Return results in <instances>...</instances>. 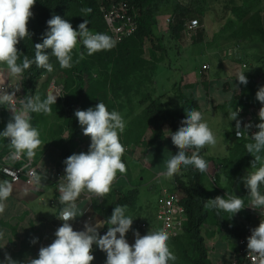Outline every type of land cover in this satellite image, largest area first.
I'll list each match as a JSON object with an SVG mask.
<instances>
[{"label": "rangeland", "instance_id": "obj_1", "mask_svg": "<svg viewBox=\"0 0 264 264\" xmlns=\"http://www.w3.org/2000/svg\"><path fill=\"white\" fill-rule=\"evenodd\" d=\"M103 1L106 0L96 1L97 5L90 18L89 15L85 16L81 13L80 9L86 6L82 0H79L70 6L65 20L78 30L79 24L86 19L90 31L112 36L101 15L100 4ZM138 3V9L134 14L140 25H146L145 31L150 32V36L138 33L129 40L117 42L116 46L109 51H100L91 56L87 55L84 46L78 43L73 53L71 69H61L55 57H51L50 62L54 66V71L43 72L31 95H39L41 100L49 94L58 96L56 105L51 106L50 115L32 114L31 123L40 132L42 141L40 147L45 148L48 156V159L41 163V167L44 170L51 162L50 158H57L59 155V159L61 158L64 144L71 134L66 122V100L76 97L81 88L83 99L76 110H87L103 102L109 111H118L126 122L125 131L120 134V140L126 149L122 161L127 171L126 174L117 173L115 184L118 190L138 186L146 190V187L151 184L149 191L154 199L158 189L164 185L165 188L159 189V197L162 199L164 189H177L174 176L168 178L161 173L166 170L164 161L172 155L173 143L168 139L171 138L170 136L166 137V134H169L167 130L172 131L171 122L174 118L179 127L185 118L182 119L179 116L183 111L178 94L183 92L190 97L201 98L203 104L208 105L209 109L220 108L219 111L225 116L223 127L228 130L227 136L233 142V149L228 150L226 154L216 157L207 156L209 168L203 176L205 192L210 199L216 196L227 198L235 194L244 199L246 208L242 210V213L260 214L259 211L249 208L248 189L245 188L242 180L247 172L251 171V162L254 157L247 153L246 143L235 139L234 131H231L230 113L238 109L240 113L248 108L264 107L256 99V93L261 86H264V83L253 78L251 73V68L255 65H259L264 72V0H139ZM180 11H187L188 19L200 20L199 32H202L204 36L202 42H197L195 38L191 41L187 40L183 28L172 34L170 24L174 15ZM29 31L33 32L31 26ZM236 46L243 51L244 58L225 59L226 62H222L221 57L228 52L231 53ZM80 52L84 53V58L76 63ZM208 59L210 69L205 70L202 66ZM244 63L248 64V67H244ZM217 67L221 69L217 70ZM5 68L6 66L0 65V69ZM215 71L217 73L213 77L212 73ZM218 72H221L220 75H217ZM241 72H245L248 78L247 85H242L237 80ZM3 73L6 83L14 87L16 82L8 76L6 70ZM53 83L63 87L62 94L52 90ZM217 83H222L223 87ZM219 87H222L223 90L220 93L227 101L215 107L210 93L212 89ZM21 88L28 91L24 81ZM155 113L159 114L162 122L165 135L162 141L154 137ZM11 117L12 112L0 106V132L5 129ZM208 125L215 136L219 137L221 126L214 121H209ZM77 128L81 129L79 133L83 134L81 126ZM85 142L89 146L90 137H87ZM10 152L8 140L0 137V176L3 179L1 168L6 164L15 165L11 159L3 160L5 156L10 155ZM261 155L264 156V153ZM146 158L155 164V168L151 171L144 164ZM193 167L181 166L177 175L188 181ZM172 183L175 187L171 186ZM177 190L184 196L183 191ZM260 191L264 194V185L261 186ZM221 212L225 218L224 224L229 225L230 222L227 219L229 213ZM86 213H88L87 209ZM260 215H264V212ZM0 217L2 219V215ZM135 219L138 220L137 215ZM151 220V216L150 220L146 218L149 228L142 229L143 231L148 233L158 230L157 222L153 223L154 219ZM141 221L144 220L140 219L139 222ZM25 223L26 221L22 218L12 219L14 229L8 230L4 222L0 221V230L5 232L4 239L0 240V264L4 261L5 253L9 254L6 250L10 246L8 237L13 236V230L17 235H22L26 228ZM204 224L205 227H208V224L219 225L214 210H208V217ZM249 227L253 226L246 225L243 230ZM221 230H223L222 238L228 239L225 227ZM117 237L119 238V234ZM206 240V245H211L209 237L205 239V242ZM168 243L177 257L174 264H195L196 254L189 234L182 232L170 238ZM103 257L106 261L104 252Z\"/></svg>", "mask_w": 264, "mask_h": 264}, {"label": "clouds", "instance_id": "obj_2", "mask_svg": "<svg viewBox=\"0 0 264 264\" xmlns=\"http://www.w3.org/2000/svg\"><path fill=\"white\" fill-rule=\"evenodd\" d=\"M36 0H0V73L7 71L8 76L15 81L12 90L0 87V106L12 112V117L5 129L0 132V137L9 142L11 149L10 159L18 161L23 157L32 160L42 141L38 128L33 127L31 120L33 113L50 115L52 105H56V95L49 94L43 100L39 95L17 99L24 81V73L33 64L45 69L48 73L54 71L50 56L55 57L61 69L73 67V53L78 43L82 44L91 56L100 51L113 49L117 40L106 33H94L89 30L88 21L85 19L79 24L78 30L72 24L53 15L46 23L48 29L42 34V43H36L34 59L23 55L17 45L26 38H30L28 24L34 13L32 11ZM85 16L91 13V8H81ZM50 49V52L46 50ZM84 58V53H79V59ZM18 61H20L18 63ZM241 72L237 80L242 85H247L248 78ZM236 87V86H235ZM256 99L264 105V86H261ZM17 104L19 107H17ZM239 109L230 113V119L236 120V135L240 139L247 135V130L253 125L245 124L241 129V122L237 119ZM186 116L181 121V126L175 132L168 129V136L178 148V152L164 161L165 171L161 175L171 178L179 173L181 166H194L199 172L208 171V162L200 155V150L205 146L215 147L217 138L204 120L201 111L196 109L185 110ZM260 123L255 127L251 140L245 145L247 153L254 159L251 162V171L247 172L242 180L250 206L254 210L264 212V194L261 186L264 185V107L258 113ZM75 117L82 128L83 134L90 137L91 143L87 152L74 153L64 161L65 169L62 176L63 183H59V203L63 205L57 219L62 225L55 231V239L47 246L39 249L38 258L29 259L27 264H92L95 259L93 245L106 253L105 264H174L177 257L169 247V233L165 230L149 231L141 236L139 231H133L134 244H129L126 233L132 230L134 219L126 215L127 205L114 207L111 216L104 223L93 224L86 222L84 230H74L72 223L84 212L78 207L76 201L83 192L92 194L98 199H103L112 190V185L117 178V173L126 174V165L122 156L126 149L121 143L120 134L125 131L126 122L122 115L116 111H109L103 102L87 110H76ZM167 136V137H168ZM248 136V135H247ZM192 149L191 155L188 150ZM259 165V167H257ZM37 183L41 177L33 174ZM46 179V176L44 177ZM13 183L9 180L0 181V215L7 207V200L12 195ZM205 209L216 210L230 214L232 218L245 207L244 199L233 194L216 196L206 200ZM107 225V232L100 235L98 229ZM119 234V238L117 237ZM5 237V232L0 230V240ZM38 238H33L31 243H37ZM248 254L252 255L257 264H264V218L258 227L251 230L247 238ZM2 264H18L10 254L5 253Z\"/></svg>", "mask_w": 264, "mask_h": 264}, {"label": "crops", "instance_id": "obj_3", "mask_svg": "<svg viewBox=\"0 0 264 264\" xmlns=\"http://www.w3.org/2000/svg\"><path fill=\"white\" fill-rule=\"evenodd\" d=\"M204 38V36H203ZM245 55V54H244ZM225 56L221 57L222 62L225 61ZM228 60V59H226ZM209 62V59L206 63ZM248 67V64L247 66ZM221 69V67H217V70ZM216 70V71H217ZM213 72V77L217 72ZM223 74V71H221ZM221 72H218L217 75H220ZM251 73L253 78L264 83V72L259 65H255L251 68ZM251 79V78H250ZM218 84V83H217ZM222 86V83L218 84ZM222 87L212 89L211 99L214 100L215 107L219 106V104L223 103L224 97L221 95ZM202 97V94H201ZM202 111L204 120L209 124V121H214L221 126L220 136L217 137V144L215 147L210 148V146H205L203 148L204 154L206 156H222L226 154L228 150H232V140H230L227 136V129L223 127L224 123V114L219 111L220 108L211 109L208 108V105L203 104L201 98L198 99ZM235 126V120H232L231 131H233ZM224 128V129H223ZM227 128V127H226ZM168 134H166L167 137ZM87 136H83L81 132L78 134L77 140L71 144H69V155L74 153L78 154L80 152H87L89 146L86 144ZM171 140V138H168ZM163 140V139H162ZM161 140V141H162ZM218 140L222 142L219 143ZM160 142V141H158ZM172 142V140H171ZM173 146V145H172ZM45 148L40 147L36 150L35 162L38 170L37 176L41 177V182L37 183L36 181L31 185H26L24 182H12L13 183V192L12 195L8 198L6 204L7 207L5 212L2 215V219L0 221L4 222L5 227L8 230H11L14 226H12V219L22 218L25 223V231L22 235H17L13 230V236L8 237V244L10 245L6 250H8L9 254L13 258V260H17L18 264H27L29 259L38 258L39 249L42 246L49 245L55 239V231L58 227L62 225V221L57 219L56 215L59 214V209L61 210L63 205L59 203V183H63L62 176L65 174L64 169L65 165L59 159L53 158L51 162L46 166V168L41 167V163L45 162L48 159V156L45 153ZM172 150V147H171ZM62 154V152H61ZM146 167L151 171L154 169L155 164L145 159ZM40 165V167H39ZM13 166H19L16 163ZM46 176V179L44 177ZM159 176V175H158ZM0 176V181H3ZM157 181V179H154ZM148 185V184H147ZM174 184L172 183L171 186ZM140 193L137 199L135 206L127 207L126 215L131 216L134 221L132 225V230L126 233V239L129 244H134L135 237L133 235V231H139L141 236L146 235L147 231H143L141 228V220H150V216L153 223H155V215L157 213L158 207L161 204L162 199L159 197V189L165 188L162 185L153 199V194L149 191L151 184L146 187L138 186ZM175 187V186H173ZM133 187H129L127 190H118L115 182L112 185L111 192L106 195L103 199H98L90 193L86 191L83 192L80 197L77 199L76 203L78 207L84 212L83 216L77 217L75 221H73L72 226L74 230L81 231L84 230V224L86 222H91L93 224H101L106 220V212L109 204L116 198V192H126ZM117 189V191H116ZM165 190V189H164ZM86 209L88 213H86ZM221 212V211H220ZM138 216V220L135 219V216ZM153 215V216H152ZM222 218L223 213L221 212ZM1 218V217H0ZM12 218V219H11ZM264 218V215L256 214V215H248L246 213H242V210L235 214L232 218H230V214H228V220L230 224H236L239 228L243 229L246 225L258 227L261 219ZM225 218H223L224 220ZM151 220V221H152ZM221 226V227H219ZM14 229V228H13ZM224 229L223 225H213L208 224V227H205V224L202 227V234L205 239L209 237L210 244H207L209 248V259L212 264H234L235 260L238 258V240L230 237L228 239L222 238V231ZM105 230V231H104ZM99 232H104L102 235L106 234L107 228L106 225L98 229ZM33 238H38L37 243L32 244L31 241ZM207 243V240H206ZM95 259L92 261V264H105V260L103 257V252L98 250L94 253ZM96 262V263H95Z\"/></svg>", "mask_w": 264, "mask_h": 264}, {"label": "trees", "instance_id": "obj_4", "mask_svg": "<svg viewBox=\"0 0 264 264\" xmlns=\"http://www.w3.org/2000/svg\"><path fill=\"white\" fill-rule=\"evenodd\" d=\"M79 0H36V4L33 7L32 11L34 13L33 18L30 19L28 28L31 26L33 32L31 39L26 38L24 41L22 40L18 45V49L22 52L21 60L23 55H27L30 59H34L35 56V44L42 43L41 36L45 33L48 29L47 21L52 18L53 15H59L61 18L65 19L67 12L70 9V6ZM83 3L87 8H91L92 11L89 13V17L93 16L94 8L97 5V0H82ZM139 0H125L131 7H133L134 11H136ZM101 13V12H100ZM103 17V14H101ZM189 17V13L187 11H180L176 13L173 17V20L170 24V30L172 34L176 33V31H180L182 28L185 30V26ZM91 18V17H90ZM137 19V18H136ZM105 23V22H104ZM138 28L137 31L130 37L126 38L124 41L129 40L130 38L134 37L138 33L146 34L150 36L151 33L145 31L146 25L139 24L137 19ZM106 25V24H105ZM197 42H202L204 40L203 33L198 32L197 36L195 37ZM123 42V41H122ZM153 43V39H152ZM50 52V49L46 50ZM51 60V56H50ZM20 61H18L19 63ZM45 69L36 67L35 64L31 66L30 69L26 70L24 73V86L26 90V95L31 96L36 87V83L40 76L43 74ZM178 97L181 101L182 111L179 116L183 119L186 115L185 110L188 109H196L198 111H202L201 105L198 99L194 97H190L183 92L178 94ZM83 99L81 88L78 90V94L76 97L67 99L66 100V117H67V126L71 132L66 140L62 154H61V161L63 162L69 155V144L75 142L77 140V136L81 129H78L79 122L75 117L76 107L80 104L81 100ZM155 119V130H154V137L155 139L162 140L164 139V131L162 128V122L160 121V116L158 113L154 114ZM176 118H174L171 122L172 132L178 130L179 126L177 124ZM234 135V134H233ZM240 142L249 143L252 142L247 139H239L236 138ZM192 149L188 150L187 154L191 155ZM178 152V148L173 144L172 146V155ZM200 155L208 162L209 159L204 154L203 149L200 150ZM206 172L201 173L195 167L191 170V175L188 181L182 179L181 176L175 174L174 178L177 183L176 188L183 191L184 196L182 198V203L186 207L187 210V221L184 226V232L189 234L191 239L193 240V247L196 254L195 264H212L209 259V251L205 242V238L202 234V227L204 222L208 217V210L205 209L204 204L206 200L210 199V196L205 192V187L203 184V176ZM117 191V190H116ZM140 190L139 187H133L126 192L117 191L116 198L109 204L107 212H106V220L111 216L112 211L115 206L117 205H127V207L135 206ZM214 213L217 218V222L220 225H223L226 229L227 234L239 240V238L244 234V230L239 228L238 226L229 224L225 225L221 212L217 215L216 210ZM107 228V225H106ZM105 231V230H104ZM102 235L104 232H99ZM240 264H245L243 260L240 261Z\"/></svg>", "mask_w": 264, "mask_h": 264}, {"label": "built area", "instance_id": "obj_5", "mask_svg": "<svg viewBox=\"0 0 264 264\" xmlns=\"http://www.w3.org/2000/svg\"><path fill=\"white\" fill-rule=\"evenodd\" d=\"M100 11L103 14L108 30L117 42L124 41L137 31L138 23L136 15L134 14L135 11L127 2L122 0H106L100 4ZM200 27L201 22L198 18L188 20L184 30L185 38L189 41L194 39L197 36ZM225 58L228 60H240L244 58V53L236 46L233 47L231 53L228 52V54L225 55ZM246 66L247 64L244 63V67ZM202 68L208 70L210 69V65L208 63H204ZM0 87H6L9 90L14 88L6 83L3 72L0 73ZM51 88L52 90L57 91L58 94H62V86H56V84L53 83ZM24 96H26V91L24 88H21L20 91L17 92V99L23 98ZM259 110L260 109L256 108H248L246 110H242L238 114L237 119L241 122V129L244 128L245 124L251 123L253 125L247 130L248 136L245 135L240 139L252 141L250 139L252 134L258 131L255 125L261 122L258 116ZM233 131L234 136L238 138L236 135V120ZM9 157L10 155L5 156L3 160L6 161L7 159H10ZM13 162L15 164L18 163L19 166L6 164L1 168L4 179L9 180L10 182H24L26 185H31L35 182L33 174L37 175L38 173L35 158L28 160L26 157H23L22 159ZM182 198V194L177 189H165L161 204L159 205L156 213L158 230L167 231L170 238L184 232V226L187 221V210L182 203ZM148 228L149 226L147 221H142L141 229L147 230ZM252 229H254V227L245 229L244 234L239 238L238 258L235 260L234 264H240L241 260H243L245 264H257V262L253 260L252 255L248 254L247 248V238L251 235ZM98 250L99 247L97 245H93L92 254Z\"/></svg>", "mask_w": 264, "mask_h": 264}]
</instances>
